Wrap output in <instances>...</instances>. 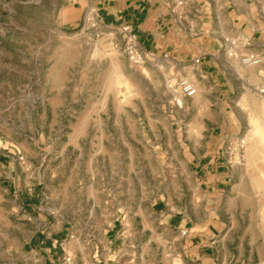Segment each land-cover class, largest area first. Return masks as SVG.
I'll return each instance as SVG.
<instances>
[{"label": "rangeland", "instance_id": "rangeland-1", "mask_svg": "<svg viewBox=\"0 0 264 264\" xmlns=\"http://www.w3.org/2000/svg\"><path fill=\"white\" fill-rule=\"evenodd\" d=\"M133 40L72 22L65 0H0V264H106L109 242L111 264H193L164 223L178 213L211 232L220 264H264V81L233 113H196L179 66ZM233 120V182L194 189L186 158L207 146L191 126ZM36 232L56 236L45 254Z\"/></svg>", "mask_w": 264, "mask_h": 264}, {"label": "crops", "instance_id": "crops-1", "mask_svg": "<svg viewBox=\"0 0 264 264\" xmlns=\"http://www.w3.org/2000/svg\"><path fill=\"white\" fill-rule=\"evenodd\" d=\"M65 1L72 22L93 17L102 26H127L140 52L179 66L180 78L190 81L195 89L192 97H182L197 101L196 113H233L236 97L250 93L254 82L264 81V0ZM248 55L261 59L254 72L241 63V58ZM205 98H211L213 104L202 108L199 104ZM203 125L204 121L191 126L195 132L189 143H204L206 151L203 155L193 152L194 157L186 158V163H191L186 175L194 189L198 186L218 193L236 175L230 161L236 157L235 146L243 128L234 120L224 126L214 124L202 137ZM164 223L176 231L181 256L191 257L193 264H220L208 244L213 235L196 227L186 213L173 215ZM54 237L36 232L28 239L29 250L45 254L50 248L43 246L56 241ZM111 246L109 242L104 251L106 264H111L115 256Z\"/></svg>", "mask_w": 264, "mask_h": 264}, {"label": "built area", "instance_id": "built-area-1", "mask_svg": "<svg viewBox=\"0 0 264 264\" xmlns=\"http://www.w3.org/2000/svg\"><path fill=\"white\" fill-rule=\"evenodd\" d=\"M122 31L126 34H128L129 36H131L132 39L133 36L129 33V29L127 26L122 27ZM243 62H245L246 64H248L249 62L252 64H256L259 61L257 59L254 58V56L250 55L247 59H244ZM243 63V64H245ZM180 89L181 92L184 96L187 97H192L195 94V89L193 88V86L187 82H181L180 83Z\"/></svg>", "mask_w": 264, "mask_h": 264}, {"label": "bare ground", "instance_id": "bare-ground-1", "mask_svg": "<svg viewBox=\"0 0 264 264\" xmlns=\"http://www.w3.org/2000/svg\"><path fill=\"white\" fill-rule=\"evenodd\" d=\"M244 63H245V62H244ZM118 71H119V70H118ZM119 78H120V80H122V82H125V83H126V82L128 81V80L126 81V79L123 78L122 76H120ZM121 78H122V79H121ZM126 84H127V83H126ZM250 147H251V146H250Z\"/></svg>", "mask_w": 264, "mask_h": 264}]
</instances>
